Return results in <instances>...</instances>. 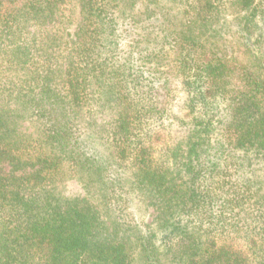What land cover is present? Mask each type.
Returning <instances> with one entry per match:
<instances>
[{
    "label": "trees",
    "instance_id": "1",
    "mask_svg": "<svg viewBox=\"0 0 264 264\" xmlns=\"http://www.w3.org/2000/svg\"><path fill=\"white\" fill-rule=\"evenodd\" d=\"M0 161V264H264V0H0Z\"/></svg>",
    "mask_w": 264,
    "mask_h": 264
},
{
    "label": "rangeland",
    "instance_id": "2",
    "mask_svg": "<svg viewBox=\"0 0 264 264\" xmlns=\"http://www.w3.org/2000/svg\"><path fill=\"white\" fill-rule=\"evenodd\" d=\"M181 94V92H179L177 94V96L179 97ZM172 110H179V103L178 101L175 102L173 105H172ZM9 173V166L7 165L6 162L4 161H0V176H5ZM64 187H65V193L67 195H79L82 193V190L80 188V186L74 181V180H68L65 182L64 184ZM133 209V208H131ZM130 209V210H131ZM150 209H140V210H137L134 214V218H136L137 220H145V221H149L150 220V217H151V213H150Z\"/></svg>",
    "mask_w": 264,
    "mask_h": 264
}]
</instances>
